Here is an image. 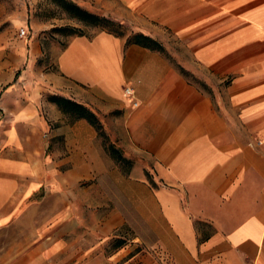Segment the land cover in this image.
Returning a JSON list of instances; mask_svg holds the SVG:
<instances>
[{
  "label": "crops",
  "instance_id": "obj_1",
  "mask_svg": "<svg viewBox=\"0 0 264 264\" xmlns=\"http://www.w3.org/2000/svg\"><path fill=\"white\" fill-rule=\"evenodd\" d=\"M124 1L167 24L184 42L190 61L177 62L182 68L209 86L229 78L228 84L214 100L161 52L126 47L125 38L104 31L66 36L51 32L54 28L30 29L26 6L19 19L4 20L7 9L0 0V85L15 84L19 69L27 61L34 64L40 48L55 64L44 78V94L29 92L25 103L14 99L8 113L7 103H0V131L9 125L6 137L25 150L19 132L29 130L35 133L34 148L42 152L37 159L30 151L27 159L0 160V245L2 229L13 218L3 216L4 208L18 194L24 202L40 192L73 196L77 204L89 192L98 212L106 196L101 212L109 214L91 227L94 233L135 229L128 216L134 213L139 218L135 244L153 254L126 259L123 240L112 255L84 253L76 247L83 222L75 216L61 232L75 242L65 243L57 258L54 235L38 231L49 229V223L27 222L33 231L18 236L11 264L56 259L61 264H264V0ZM18 28L27 35L21 37ZM8 54L17 55L6 61ZM127 87L134 98L125 96ZM53 96L82 104L98 118L111 116L131 148L154 161L155 186L137 167L130 175L111 160L105 167L97 130L64 112L49 99ZM40 111L47 120L41 121ZM83 181H90L89 190Z\"/></svg>",
  "mask_w": 264,
  "mask_h": 264
},
{
  "label": "rangeland",
  "instance_id": "obj_2",
  "mask_svg": "<svg viewBox=\"0 0 264 264\" xmlns=\"http://www.w3.org/2000/svg\"><path fill=\"white\" fill-rule=\"evenodd\" d=\"M76 3L89 11L90 13L99 15L101 17H106L117 24L121 25L120 28H116V31H123L124 37H131L135 34L142 33L147 36L152 37L162 44L165 49L164 55L172 62V64L180 71V73L188 79L192 84L197 86L199 89L205 93L212 96L215 100L216 93L222 94L223 86L228 84L229 78L220 85H207L201 78L192 73L191 71L182 68L177 62L186 64L190 61L185 49L183 48L184 42L180 40L174 33H172L169 26L163 22L157 20H151L146 18L142 13L138 12L137 8L125 3L124 0H75ZM4 6L7 9V14L4 15V20L8 18L19 19L21 17L19 12L22 9L27 8L29 13L24 17L27 26L38 27V30L42 32L44 28H76L81 31L84 35L93 36L97 32L104 31L102 28H92L80 24L75 19L71 18L62 9L57 7L51 0H3ZM137 7V6H136ZM19 15V16H18ZM9 24H5L7 27ZM21 28H18L20 31ZM106 32V31H104ZM47 33V32H46ZM48 34V33H47ZM29 50L30 48H26ZM46 48H40V55L34 64L29 61L24 63L19 69L20 76L15 84L10 83L6 85H0V103L5 101L7 106L5 109L8 113L9 110L14 108V99L21 98L23 103L26 102L28 93L44 94L43 81L44 78L48 77L53 71L55 64L54 59L46 53ZM17 54H8L5 56L6 61L12 60V58ZM201 71L200 68H198ZM6 88V89H5ZM15 118L13 116L7 117L9 123H11ZM41 121L47 120V116L44 111H40ZM106 139L104 140L101 136L99 137L100 142H102V149L100 147V162H102L105 167L107 161L111 160L114 166L119 168L124 174L130 175L134 171V168L140 172L144 171L148 179H150L151 184L155 186L153 182L154 178V161L145 153L134 151L130 144L124 139L122 134L118 132V125L112 121L111 116H104L98 118ZM3 120L2 111L0 110V122ZM8 123V124H9ZM2 131H0V160L4 159H27L28 152L36 157V159L41 156V150L39 147L34 148L35 133L22 129L19 133L21 136L22 145L25 144L26 149L24 150L18 143H13L9 138L6 137V131H9V125H3ZM47 132L40 134V138L45 144L47 139ZM24 142V144H23ZM105 142V143H104ZM114 144L115 148L120 153L121 157L127 160L123 164L118 163L106 145ZM101 146V144H100ZM45 147V146H44ZM34 149V151H33ZM104 152V153H103ZM31 156V155H30ZM110 158V159H108ZM112 166V165H111ZM112 168H114L112 166ZM167 185V184H164ZM90 187V181H83L82 188L88 189ZM19 194L12 199L9 204L4 208L3 216H8L12 220L10 223L3 227L2 240L0 245V264H11L13 258L16 257V246L18 236L24 235L28 236V232L32 233V229L28 230L26 223L34 221L35 223L42 225V221L49 223V229H39L40 233L50 231L51 235H54L51 241L52 257L57 258L59 253H62L63 246L65 243L75 242V237H71L69 240L66 235H62L61 232L64 231L63 227L66 222L76 218L83 222V229L81 230L83 239L76 242L77 248L82 247L84 253L98 252L104 253L106 256L112 255L120 250L118 249L117 241L126 242L123 248L127 251L126 259L133 257L137 253H152L153 250L148 249L144 245L135 244L139 235L136 231H139V218L136 214H128L129 221L135 225V229H120L112 232L110 235H104L102 229L98 233H94L91 227L99 222H104L108 213L101 212L106 207V196H104L103 209L98 208L99 212L93 210L94 207L91 206L90 193H84L81 202H77L73 196L59 197L57 195L44 196L42 192L38 196L31 198L27 201L19 200ZM101 199V198H100ZM101 199V200H102ZM31 207V208H30ZM17 210V211H16ZM16 212V213H15ZM19 220L22 223L16 225ZM73 231V230H72ZM71 232V231H70ZM69 236V234H68ZM67 236V237H68ZM150 236L152 234L150 233ZM25 244H28L26 239ZM147 248V249H146ZM60 260H52V264H61Z\"/></svg>",
  "mask_w": 264,
  "mask_h": 264
},
{
  "label": "trees",
  "instance_id": "obj_3",
  "mask_svg": "<svg viewBox=\"0 0 264 264\" xmlns=\"http://www.w3.org/2000/svg\"><path fill=\"white\" fill-rule=\"evenodd\" d=\"M57 7L62 9L65 13H67L71 18L78 21L80 24H83L87 27L92 28H102L109 34H112L116 37H124L123 31H116V28L121 29V25L115 23L114 21L101 17L99 15L90 13L84 8L80 7L76 3L71 0H51ZM51 32H59L62 35L66 36H83L84 34L81 31H78L76 28H54ZM130 45H137L143 48H147L153 51H158L161 53H165V49L162 44H160L157 40L153 39L150 36H147L142 33L135 34L133 36H129L126 38V47ZM19 75V74H18ZM17 75V76H18ZM51 101L56 102L64 112L72 115L76 119H85L88 121L98 132V136L102 137L104 140H107L106 135L104 134V130L102 125L98 119V117L86 106L76 103L74 101L64 99L62 97L53 96L49 98ZM105 143V142H104ZM109 152L114 155L115 160L123 164L127 162V160L121 157L118 150L114 147L113 144L106 145Z\"/></svg>",
  "mask_w": 264,
  "mask_h": 264
},
{
  "label": "built area",
  "instance_id": "obj_4",
  "mask_svg": "<svg viewBox=\"0 0 264 264\" xmlns=\"http://www.w3.org/2000/svg\"><path fill=\"white\" fill-rule=\"evenodd\" d=\"M19 35L21 37L26 36L27 35V30L25 28H21L20 31H19ZM124 92H125V96L127 98H134V91H133L132 88L127 87V88H125ZM133 105L137 106V102H134Z\"/></svg>",
  "mask_w": 264,
  "mask_h": 264
}]
</instances>
